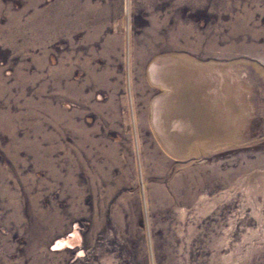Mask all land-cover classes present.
Returning a JSON list of instances; mask_svg holds the SVG:
<instances>
[{"label":"rangeland","instance_id":"rangeland-1","mask_svg":"<svg viewBox=\"0 0 264 264\" xmlns=\"http://www.w3.org/2000/svg\"><path fill=\"white\" fill-rule=\"evenodd\" d=\"M0 264H264V0H0Z\"/></svg>","mask_w":264,"mask_h":264},{"label":"bare ground","instance_id":"bare-ground-1","mask_svg":"<svg viewBox=\"0 0 264 264\" xmlns=\"http://www.w3.org/2000/svg\"><path fill=\"white\" fill-rule=\"evenodd\" d=\"M182 62H184V61H182ZM184 64H186V63L184 62ZM175 71H176V69H175ZM151 72H155V68ZM185 72H187V71H185ZM159 78L162 79V80L168 81L172 85L173 90L174 91H178L177 88H178V86L180 85V82H181L178 76L175 77V78L174 77L167 78L166 74H163V73H161L159 71ZM181 84H182V82H181ZM228 94H229L228 92H225V96H227V99L225 100L224 108L227 109L226 111L230 115L231 113L234 114L235 112H237L238 111V108L235 106V103H234L233 99L228 97L229 96ZM160 106H161V104H160ZM160 106H159V109H160ZM218 106H219V104H218ZM167 108H168V106L166 105L165 111H167ZM195 116H196L195 117V122H196V124L198 126V129L200 130L201 134H203V135H209L210 132H213V131H214L215 134L217 133L216 132L217 130L215 131V129H218V128L217 127H214L212 124H209L208 123V120L204 117V115H200L198 112H196ZM201 119L203 121H201ZM220 129L223 130V128H221V127H220ZM165 141H166V143L168 145L171 146L172 150L175 153L181 154V153L187 152L186 145L184 144L183 140L178 139V138H174V139L173 138L172 139L171 138H167ZM71 237H72V235H71ZM64 242H69V241H67V240H64L63 241L62 240V242L60 241L59 244H62ZM64 245H66V244H64Z\"/></svg>","mask_w":264,"mask_h":264}]
</instances>
